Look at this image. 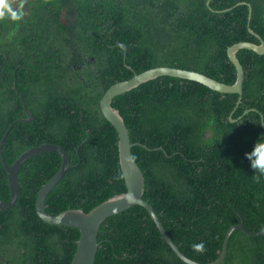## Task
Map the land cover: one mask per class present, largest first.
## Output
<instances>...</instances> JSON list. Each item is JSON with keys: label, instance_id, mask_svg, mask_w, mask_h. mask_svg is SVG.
<instances>
[{"label": "trees", "instance_id": "16d2710c", "mask_svg": "<svg viewBox=\"0 0 264 264\" xmlns=\"http://www.w3.org/2000/svg\"><path fill=\"white\" fill-rule=\"evenodd\" d=\"M242 1L252 6L250 27L264 38V0H74L76 37L67 40L46 31L43 62L33 67L38 74L33 78H27L26 68L19 66L24 61H17L21 55L16 54L24 50L0 39V51L9 52L7 60L0 52V67L7 71L6 82L0 83V141L10 124L25 116L18 113L22 100L11 88L15 72L20 89L28 88L26 100L34 117L16 123L9 132L4 143L7 162L12 164L42 143L60 144L70 155L69 170L46 198L48 212L68 208L87 212L126 191L118 133L100 108L101 97L113 83L157 66L235 82L228 47L239 41L259 42L249 31V6L238 4ZM44 19L50 21L45 27L49 30L58 13L53 10ZM62 30L67 33V26ZM10 32L14 28L0 19V34L10 38ZM62 42L61 50L69 43L87 57L85 67L71 78L50 56ZM237 56L245 71L239 104L238 94L172 76L148 80L112 101L131 142L151 148L131 149L145 176L143 198L180 250L203 263L219 256L231 226L243 222L249 231L264 228V175L245 156L264 136V54L240 49ZM230 116L236 121L231 122ZM159 146L166 153L154 149ZM60 165L57 152L30 158L18 174L16 204L0 209L12 210L17 221L11 241L18 255L12 264H31L34 251H40V264H70L73 259L79 230L43 221L35 207L39 189ZM0 197L10 199L1 156ZM201 240L205 250L197 253L191 245ZM98 242L94 264H188L141 205L109 216L100 226ZM220 264H264V233L234 231Z\"/></svg>", "mask_w": 264, "mask_h": 264}, {"label": "water", "instance_id": "95a60500", "mask_svg": "<svg viewBox=\"0 0 264 264\" xmlns=\"http://www.w3.org/2000/svg\"><path fill=\"white\" fill-rule=\"evenodd\" d=\"M238 4H247L249 6V31L259 39V42L257 43L254 41H239L228 47V58L236 69V80L233 84L219 81L209 75L195 70L174 66H157L149 68L140 73L135 72L131 78L113 83L101 97V111L105 118L114 126L118 133L119 161L125 179V192L111 196L110 198L102 201L87 212L80 208H68L57 214L48 212L46 209V198L48 194L55 188V186L64 178L65 174L69 170L70 155L68 151L60 144L42 143L31 147L21 153L12 164H9L7 162L4 155V143L9 132L16 123L21 121L28 122L34 118L33 114L30 111H27L29 118H20L12 122L8 129L5 131L0 141V156L8 174V182L10 188L9 201H4L0 197V209H10L16 204L19 196L18 174L23 164L30 158L38 154L57 152L61 157V165L57 172L39 189L35 201V207L37 214L43 221L52 225L69 226L79 230V238L77 241L76 251L70 264H94L99 246L98 232L101 224L109 216L128 209L133 205H141L147 209L166 242L171 246L173 251L188 264H220L226 257L230 236L236 230H242L252 236L263 234L264 228L260 231L253 232L247 230L243 225V222H240L236 225L231 226L226 232L222 249L219 256L215 260L203 263L191 259L187 255H185L180 250L178 245L172 240L170 234L167 232L163 223L160 221L159 216L157 215L153 206L143 198V194L145 192V176L139 164L132 156L131 149L135 145H142L148 149L151 148L139 142H131L129 130L124 121V118L121 116L119 110L112 106V101L117 95L125 93L139 86L140 84L148 80L155 79L159 76H172L187 80H193L221 93L238 94L239 97L237 100V104H239L242 100L245 71L242 63L237 56V53L240 49H249L255 51L258 54H264V38L250 27V21L252 18L251 4L246 1L239 2ZM230 120L231 122L236 121V119L232 118V116H230ZM154 149L164 150L160 146Z\"/></svg>", "mask_w": 264, "mask_h": 264}, {"label": "flooded vegetation", "instance_id": "af4514ba", "mask_svg": "<svg viewBox=\"0 0 264 264\" xmlns=\"http://www.w3.org/2000/svg\"><path fill=\"white\" fill-rule=\"evenodd\" d=\"M46 1H48L47 4ZM0 7V19L4 18L6 22L14 28V33L10 32L12 37L8 38V34L5 33L0 34V39L2 43L5 42L8 44L12 42V48L18 44V47L24 50L23 53L28 51V53L25 54H16L21 55L20 59L17 60L18 62L24 61L20 63L19 66L26 68L27 78L38 76V74L33 73V67L39 66L40 63L43 62L40 57L44 56L43 39L46 31L67 37V40L76 37V25L72 26V24L76 23L73 14L76 10L74 7V0H20L6 10H4L2 6ZM53 10L58 13V19L52 22V26L49 29L50 31L48 29L45 30V27L50 21L49 19L45 21L44 15L49 17V13H52ZM35 12L40 13V16L36 17ZM59 24L67 26V33L65 30H62V26H60V28L58 27ZM8 46H10V44H8ZM8 46H6V48H8ZM63 46L64 42L59 44L57 48H53L54 51L50 56L55 57V65L57 64L56 66L62 69L66 74L68 73V77L71 78V76L76 73V70H81L85 67L87 57L85 54L79 53L75 47L71 49L72 45L69 43H67L65 49L61 50ZM48 50L50 52V48H48ZM13 51L15 52V50ZM13 51H11V53ZM0 52L4 54L6 60L9 58V52L5 50ZM57 55H61L62 58H57ZM6 72L0 67V83L6 82L4 79ZM14 77L15 81L11 88L17 92L22 100L21 108L18 113L25 115L22 119H26L29 118L27 111L31 112V104H28L25 94L28 88L24 91L16 84L18 81L17 72L14 73ZM20 80L22 81V78ZM32 120H34V118ZM13 214L14 212L12 210L0 212V264H12V261L18 255V250L11 241L17 226V221L13 218ZM33 254L34 258L31 264H40V251H34Z\"/></svg>", "mask_w": 264, "mask_h": 264}, {"label": "clouds", "instance_id": "9594fccd", "mask_svg": "<svg viewBox=\"0 0 264 264\" xmlns=\"http://www.w3.org/2000/svg\"><path fill=\"white\" fill-rule=\"evenodd\" d=\"M246 158L250 161L251 167L264 175V136H260L253 144L250 151L245 153ZM256 180H260V175H257ZM205 241L201 240L191 245L197 253L205 250Z\"/></svg>", "mask_w": 264, "mask_h": 264}, {"label": "rangeland", "instance_id": "374dc122", "mask_svg": "<svg viewBox=\"0 0 264 264\" xmlns=\"http://www.w3.org/2000/svg\"><path fill=\"white\" fill-rule=\"evenodd\" d=\"M18 1H20V0H0V6H2V8L4 10H6V9L10 8L12 5H14Z\"/></svg>", "mask_w": 264, "mask_h": 264}]
</instances>
